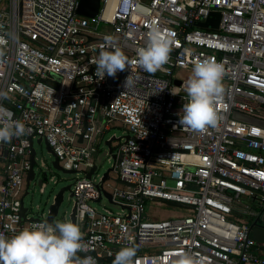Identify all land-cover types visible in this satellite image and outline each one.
<instances>
[{"label":"built area","instance_id":"1","mask_svg":"<svg viewBox=\"0 0 264 264\" xmlns=\"http://www.w3.org/2000/svg\"><path fill=\"white\" fill-rule=\"evenodd\" d=\"M78 7L79 0H0V127L10 117L26 128L0 142V234L47 221L49 212L20 215L30 140L33 149L37 140L79 176L72 210L97 264H111L127 246L137 249L134 264H174L183 253L205 264H264L250 228L257 220L264 228V128L232 117L264 120L263 110L241 101L264 104V0H101L92 19L78 16ZM212 13L216 30L196 26ZM100 25L110 33L98 34ZM153 25L174 43L164 71L150 74L137 50ZM117 47L131 63L115 77L98 76L100 51ZM203 60L224 66L225 92L215 105L217 125L198 133L183 128L179 115L188 102L182 74ZM114 125L126 135L106 139L109 179L97 170L87 179L93 152ZM105 193L120 213L89 206L107 200ZM152 201L178 211L153 221L161 208L150 210Z\"/></svg>","mask_w":264,"mask_h":264},{"label":"clouds","instance_id":"2","mask_svg":"<svg viewBox=\"0 0 264 264\" xmlns=\"http://www.w3.org/2000/svg\"><path fill=\"white\" fill-rule=\"evenodd\" d=\"M173 43L171 35L162 36L159 27L153 25L148 34L147 46L137 50L139 66L150 74L164 71ZM94 63L96 74L104 78L105 75L115 77L131 61L117 47L113 51L101 50ZM224 76L225 69L221 63L214 60L194 62L191 76L184 86L188 102L181 109L183 115H179V123L183 128L203 133L207 128L217 125L220 115L215 105L225 92ZM128 83L129 77L125 86ZM4 114L6 110L0 116ZM25 134L24 123L9 117V122L0 127V142H9L13 137ZM80 253L87 254L89 249L83 242L80 226L72 221L40 222L10 237L0 234V264H97L92 255L82 257ZM136 253L134 246L123 247L115 254L112 264H134ZM174 264H205V261L183 253Z\"/></svg>","mask_w":264,"mask_h":264},{"label":"rangeland","instance_id":"3","mask_svg":"<svg viewBox=\"0 0 264 264\" xmlns=\"http://www.w3.org/2000/svg\"><path fill=\"white\" fill-rule=\"evenodd\" d=\"M98 34H109L110 28L108 26L100 25L97 29ZM183 76H186L188 79L191 74L183 73ZM260 110L264 111V107H259ZM264 117V115H262ZM114 125L104 136L103 140L98 144V147L93 152V160L94 164L97 167V174L99 177L103 176V174L111 167V164L108 162V153L109 149L105 145V141L112 135H116L118 137L126 135L122 128L116 127ZM34 151H35V160L36 164L34 166V170L37 175H39V171L43 170L41 164L45 163L49 167H51L52 162H54V157L50 154L44 143L38 144L37 140L34 141ZM2 170V165L0 164V172ZM49 179H53L52 182L50 180L47 181V186L44 194L39 193V186L37 182L31 183L28 191V195L23 198L24 208L28 210L27 216L38 218V216L43 213L46 214L49 209V205L51 203L52 197L56 194L61 188L71 186L73 184L74 179H78L79 176L76 174H68L62 171L52 170L51 173L48 174ZM114 176V175H112ZM54 181V182H53ZM169 186H172V183H168ZM114 184L112 182H107L105 184V190L109 191V187H113ZM89 206L96 208L97 211L101 212L103 207L110 209L113 212L120 213L121 209L112 205L108 202V200H102L100 204L89 203ZM150 207H159L162 210H165L168 213L173 212V210L178 211V206L173 203L160 202V201H152L149 204ZM72 211V201L70 200V192L66 191L64 193L63 202L61 203L58 214L55 218V222H64L67 217L69 218V214ZM160 214H163V211L158 210Z\"/></svg>","mask_w":264,"mask_h":264},{"label":"water","instance_id":"4","mask_svg":"<svg viewBox=\"0 0 264 264\" xmlns=\"http://www.w3.org/2000/svg\"><path fill=\"white\" fill-rule=\"evenodd\" d=\"M100 7H101V0H79V7L77 9V15L80 17H83V18H87V19L95 18L100 11ZM218 22H219V14L218 13H212L210 15V18H208L203 23H198L196 26L198 28H201V29L216 30L218 27ZM177 85H179V83H177ZM232 117L234 119L240 121V122L252 124V125H256V126H260V127L264 128V120H262V119L252 118V117L246 116V115L238 113V112H234ZM38 142H40V141H38ZM111 142H112V140L105 142V145L109 149L110 153L112 151ZM44 144L46 146L47 151L50 154H52V156L54 157V162H52L51 167H49L45 163H42L41 166L43 165L42 168L44 171L40 170L39 175H37L35 170H34V166L36 164L35 163L36 162L35 151L32 148V141L30 140V147H31L30 165H31V167H30V170L28 172V177H27V182H26V190H25V194H24L23 198L28 195L30 184L32 182L33 183L37 182L39 189L42 186V184H44V183L46 184L47 181L49 180L48 174L51 173L52 170L62 171L64 173L71 174V172H65L60 168V166L58 165V161H57L56 157L53 155V153L50 150V148L48 147V145L46 143H44ZM96 170H97V167L94 164V166L90 170V172L87 173V179H90ZM110 171L111 170L108 169L103 174V181H106L109 179ZM117 183H119V181H117ZM70 189H71V186H67V187L61 188L56 194H54V196L52 197L51 203L49 205V209H48L49 213H48V217H47L46 222L53 223L54 218L58 214L59 207H60L61 203L63 202L64 193L66 191L70 192ZM44 193H45V190H44ZM105 197L107 198L108 202L111 203L110 196L105 193ZM27 211L28 210L24 208L23 199H22L21 210H20V215L22 218L25 217V214L27 213ZM70 219L72 222L75 223V209H73L71 211ZM31 221H35V220L32 219ZM250 228H251V238L255 242L260 243V244H262V246H264V228L259 226V221L258 220L255 221L251 225ZM79 255L83 257L84 255H87V254H79ZM98 262H102V260H99ZM107 262L112 264V259H108Z\"/></svg>","mask_w":264,"mask_h":264},{"label":"trees","instance_id":"5","mask_svg":"<svg viewBox=\"0 0 264 264\" xmlns=\"http://www.w3.org/2000/svg\"><path fill=\"white\" fill-rule=\"evenodd\" d=\"M148 208H150V210H152V207L149 206V204L147 205ZM157 208V207H156ZM159 208V207H158ZM161 210V209H160ZM162 211V210H161ZM151 212V211H150ZM170 217V215H167L165 213V210H163V214H160L159 212L158 213H153L151 215V220H163V219H168Z\"/></svg>","mask_w":264,"mask_h":264},{"label":"bare ground","instance_id":"6","mask_svg":"<svg viewBox=\"0 0 264 264\" xmlns=\"http://www.w3.org/2000/svg\"><path fill=\"white\" fill-rule=\"evenodd\" d=\"M241 101L251 105V106H255L257 108L259 107H264V104H260V103H255V102H252V101H249V100H246V99H241Z\"/></svg>","mask_w":264,"mask_h":264},{"label":"flooded vegetation","instance_id":"7","mask_svg":"<svg viewBox=\"0 0 264 264\" xmlns=\"http://www.w3.org/2000/svg\"><path fill=\"white\" fill-rule=\"evenodd\" d=\"M261 249L264 251V246H262Z\"/></svg>","mask_w":264,"mask_h":264}]
</instances>
